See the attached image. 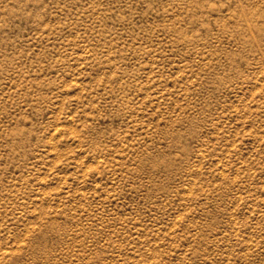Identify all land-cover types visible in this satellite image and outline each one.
I'll use <instances>...</instances> for the list:
<instances>
[{"label":"rangeland","instance_id":"1","mask_svg":"<svg viewBox=\"0 0 264 264\" xmlns=\"http://www.w3.org/2000/svg\"><path fill=\"white\" fill-rule=\"evenodd\" d=\"M0 264H264V0H0Z\"/></svg>","mask_w":264,"mask_h":264}]
</instances>
